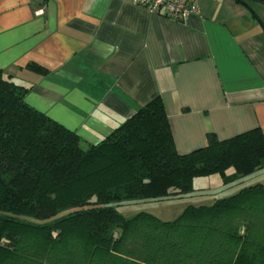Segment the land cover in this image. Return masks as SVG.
<instances>
[{"label": "trees", "instance_id": "1", "mask_svg": "<svg viewBox=\"0 0 264 264\" xmlns=\"http://www.w3.org/2000/svg\"><path fill=\"white\" fill-rule=\"evenodd\" d=\"M27 91L0 70V264H264L261 183L172 220L119 210L182 198L199 177L218 175L224 186L250 178L264 169V131L209 133L181 154L155 95L83 144L28 105Z\"/></svg>", "mask_w": 264, "mask_h": 264}, {"label": "crops", "instance_id": "2", "mask_svg": "<svg viewBox=\"0 0 264 264\" xmlns=\"http://www.w3.org/2000/svg\"><path fill=\"white\" fill-rule=\"evenodd\" d=\"M192 1L179 21L130 0H0V70L83 144L155 95L181 154L264 131V0Z\"/></svg>", "mask_w": 264, "mask_h": 264}, {"label": "rangeland", "instance_id": "3", "mask_svg": "<svg viewBox=\"0 0 264 264\" xmlns=\"http://www.w3.org/2000/svg\"><path fill=\"white\" fill-rule=\"evenodd\" d=\"M258 172L256 173L257 176L254 177V180L251 182L249 178H247L234 182L228 186H224L218 175L195 178L193 180L194 191L182 198L163 202H141L136 205H132L129 208L122 207L119 210L126 216H132L136 212L144 210L162 220H172L184 209V207L189 204L210 205L217 198L229 196L235 193L240 186L242 187L250 183H261L264 185V171H262V173Z\"/></svg>", "mask_w": 264, "mask_h": 264}, {"label": "built area", "instance_id": "4", "mask_svg": "<svg viewBox=\"0 0 264 264\" xmlns=\"http://www.w3.org/2000/svg\"><path fill=\"white\" fill-rule=\"evenodd\" d=\"M132 3L146 8L151 13L162 12L172 20H184L192 13L197 12V4L192 0H130ZM36 15H42L43 9H39Z\"/></svg>", "mask_w": 264, "mask_h": 264}]
</instances>
